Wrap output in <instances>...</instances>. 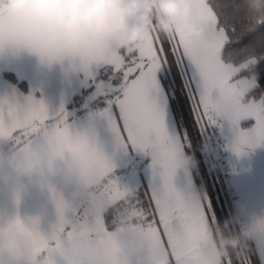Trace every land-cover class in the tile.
Listing matches in <instances>:
<instances>
[{"label": "snow or ice", "instance_id": "obj_1", "mask_svg": "<svg viewBox=\"0 0 264 264\" xmlns=\"http://www.w3.org/2000/svg\"><path fill=\"white\" fill-rule=\"evenodd\" d=\"M194 2V22L185 15L166 35L153 28L131 48L122 43V24L108 26L104 14L89 26L92 38L85 40L80 30L64 29L58 13L0 7V55L27 51L47 65L67 60L90 88L93 110L85 126L70 120L63 103L50 110L36 90L12 88L0 95V143L47 145L80 163L84 179L72 199L46 180L55 206L47 231H41L39 218L27 229L19 216L7 222L8 232L29 231L49 264H138L140 237L149 247L165 249L170 264H215L212 194L203 188L195 206L186 204L175 183L181 169L176 157L191 137L187 127L170 128L169 121H179L187 107L184 123L194 117L193 127L201 130L227 125L228 147L237 156L264 146V19H248L245 0ZM96 118L114 138L110 155ZM247 121L252 123L245 126ZM128 151L149 158L151 175L143 189L125 187L114 173L116 155ZM93 186L98 200L86 196ZM230 230L242 235V244L223 264H264V220Z\"/></svg>", "mask_w": 264, "mask_h": 264}, {"label": "clouds", "instance_id": "obj_2", "mask_svg": "<svg viewBox=\"0 0 264 264\" xmlns=\"http://www.w3.org/2000/svg\"><path fill=\"white\" fill-rule=\"evenodd\" d=\"M245 4L248 19L253 22L264 19V0H245ZM0 7L8 12L24 11L32 7L37 11L58 13L59 24L66 30H80L85 40L92 38L89 26H94L97 18L104 14V22L108 26L122 24L125 32L122 43L125 48L142 43L153 28L161 34L171 33L185 15L190 21L197 19L194 0H0ZM84 46L82 43L81 47ZM5 144L8 146L0 147V180L5 183L12 180L19 186L21 177L30 178L34 173L41 177L61 174L66 181L75 185L84 179L80 174L79 161L63 158L51 146ZM176 163L185 170L195 167L194 159L185 152L177 155ZM41 186H47L46 179L41 182ZM202 192V187L194 184L187 186L184 190L186 204L195 206ZM86 196L89 200L99 199L95 186L87 190ZM38 218L19 217L25 229ZM258 218L264 220V217ZM7 222L4 230H0V264H49L47 253L36 250L29 231L8 232ZM233 223H238L235 217L218 222L210 236V243L215 246V264H223L229 252L242 244V235L230 230L229 226ZM135 248L140 253L138 264H170L168 252L163 248L149 247L143 237L136 239Z\"/></svg>", "mask_w": 264, "mask_h": 264}, {"label": "crops", "instance_id": "obj_3", "mask_svg": "<svg viewBox=\"0 0 264 264\" xmlns=\"http://www.w3.org/2000/svg\"><path fill=\"white\" fill-rule=\"evenodd\" d=\"M3 71L13 72L19 79L24 80L27 90H20L14 83L7 80L2 74ZM12 88L18 92L27 94L29 91L36 90L38 97L42 98L50 110L57 109L63 103L65 110L72 115V111L67 109V104L74 97L84 93L82 105L90 103V88L84 81L80 72L74 71L68 67V62H55L51 65L42 64L39 58L27 51H21L16 55H0V95ZM89 118L72 121L78 126H85ZM252 123L247 121L245 124ZM95 126L98 130L99 139L103 144L106 152L110 155L113 150L114 138L107 130L104 121L96 118ZM170 128L176 127L174 118L169 121ZM217 127H213L216 129ZM218 132V131H217ZM8 145L0 143V147ZM132 161V162H131ZM144 162V163H141ZM114 170L125 169L126 164L133 165L144 164L135 172L139 173V178L134 177L130 182L122 184L130 189L135 190L139 185L147 186L150 180L149 158L136 151L120 152L116 155ZM126 171L116 174L125 175ZM119 177V176H118ZM133 177V176H132ZM47 180L52 184L56 191L63 195L65 199H72V193L75 191V184L68 182L61 174L41 177L34 173L32 177H21L18 185L10 180L8 183L0 180V222L9 221L16 216L24 218L26 216L39 217L41 231H47L50 224L55 221V206L51 200L48 187H42L41 182ZM195 185L190 169H179L175 178L178 188L185 190L188 186V180ZM230 179V177H229ZM126 180V178H125ZM137 180V181H136ZM246 198H252L250 205H247L248 212H242L246 225L250 224L254 218L264 217V181L254 182ZM251 204H254L253 206Z\"/></svg>", "mask_w": 264, "mask_h": 264}, {"label": "trees", "instance_id": "obj_4", "mask_svg": "<svg viewBox=\"0 0 264 264\" xmlns=\"http://www.w3.org/2000/svg\"><path fill=\"white\" fill-rule=\"evenodd\" d=\"M2 75L7 80L14 83L20 90L24 91V90L28 89L27 83L24 80L19 79L13 72L3 71ZM83 98H84V93H81V94L77 95L76 97H74L73 100L66 105L67 109L69 111H72V115L69 116L71 121L89 118V112L93 110L92 103L90 102V103H87L85 105H82L83 104L82 103ZM184 111L185 112L181 114L179 121H177L175 118H174V120L176 123V127H178V128L187 127L189 130L191 142H190V145L185 147L184 152L186 154L192 156V158L195 161V167L190 169L194 183L197 187H202V188L208 189V191L212 194L213 203L215 204L216 211H217L218 222H223L225 219H230L231 215L228 211L224 197L222 195V191H221L220 183L218 181V177H216V174L214 172L215 169H213V166H212L211 161L209 159V156H208L209 151L207 152L208 148L206 146V141H205V140H207L208 143L211 144L212 143V135H214L217 132V130L214 129L213 132L215 131V133H211V131L208 128H206L203 131L205 132V134H206V132L207 133L209 132V135L206 138H204L203 131L198 126L193 127L194 117H190L188 119L187 123H184V116L185 115L187 116L188 108L186 107ZM249 123L250 122H248L247 124H249ZM244 124H245V122H244ZM2 147H5V146H2ZM226 161H227V159H226ZM128 167L129 166H127L126 168H128ZM126 170L125 169H122V170L116 169V170H114V173L116 175V174H120ZM144 187L145 186L143 184H141L136 189H143ZM234 195H235V193H234ZM234 199H236V201L238 202V200H237V198H235V196H234ZM238 205H239V202H238ZM241 218L244 221L242 211H241ZM229 227L234 228L233 224H230Z\"/></svg>", "mask_w": 264, "mask_h": 264}, {"label": "rangeland", "instance_id": "obj_5", "mask_svg": "<svg viewBox=\"0 0 264 264\" xmlns=\"http://www.w3.org/2000/svg\"><path fill=\"white\" fill-rule=\"evenodd\" d=\"M244 125L249 126L250 124H244ZM208 129L211 131V133H215V131L213 132L214 130L213 127H208ZM216 129L218 132H216L215 134L220 136L222 148H223V156L227 158V161L225 160V162L228 163L227 166L229 167L228 174L226 175L227 182L230 181L231 185L234 187L235 198H237L239 202V208L244 214V212H248L247 205H250L252 198H246L250 194L246 193L247 191L245 192L243 190L246 189L250 191V188L252 187L254 182H260L261 180L264 181V146H258L255 149L246 152L245 154L237 156L230 149V147H228V145L231 142L232 137H231L230 132L228 131L227 125H225L223 130H221L218 127ZM206 134L203 131L204 138H206L209 135V132L208 133L206 132ZM205 141H206V146L208 148V141L207 140ZM208 151L209 149L207 150V152ZM208 156H209V153H208ZM209 159L213 166L210 156H209ZM141 163H144V162H141ZM140 165H144V164L135 163L134 166L126 164L125 167L129 166L128 168H126L127 169L126 174L118 175L119 177L118 176L116 177L120 180L121 183H123L124 181L130 182L134 177H136V175L138 179L140 175L138 172H135V169L137 171ZM213 169H214V166H213ZM229 177H230V180H229ZM127 188L130 189V186H127ZM251 205L253 206L254 204H251Z\"/></svg>", "mask_w": 264, "mask_h": 264}, {"label": "built area", "instance_id": "obj_6", "mask_svg": "<svg viewBox=\"0 0 264 264\" xmlns=\"http://www.w3.org/2000/svg\"><path fill=\"white\" fill-rule=\"evenodd\" d=\"M208 149L228 211L231 218L235 217L238 220V223H233L234 228L239 229L245 223L241 218V210L239 209L238 202L234 199V187L227 182L226 174L228 172V166L225 162L226 158L223 156L220 136L217 134L212 135V143H208Z\"/></svg>", "mask_w": 264, "mask_h": 264}]
</instances>
